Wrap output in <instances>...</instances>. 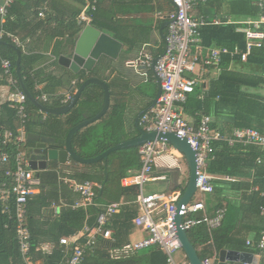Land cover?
<instances>
[{
  "label": "trees",
  "instance_id": "1",
  "mask_svg": "<svg viewBox=\"0 0 264 264\" xmlns=\"http://www.w3.org/2000/svg\"><path fill=\"white\" fill-rule=\"evenodd\" d=\"M43 1H30L32 4L26 7L28 9L16 15L12 7L5 22L0 25V31L4 32V37L1 41L6 44H11L10 39L6 37V34H11L18 37L21 43L24 44L25 51L27 50L26 53L21 51V77L28 92L36 99L41 97V93L34 89L36 85L45 84L42 92L49 94L55 91V85L61 87L62 80H56L54 76L46 75L43 69L37 70L38 63L44 57L40 54L30 53L34 49L30 48V42L35 37L32 36L41 30V34L39 33L40 36L36 41L43 38L45 46L41 48L42 50L46 49L49 41L51 42L56 37H59L63 42L57 41L55 47H62V50L54 52V54L57 57L60 55L67 57L72 54L76 39L83 29V25L77 24V17L80 11L74 13L68 20L55 19L54 22L56 21V25L54 27H51L49 23L53 19L50 17L52 19L47 18L43 22L39 20L32 28H29L38 17ZM74 1L84 7L87 0ZM90 1L93 2V0ZM257 1L240 0L237 6L240 8L242 15L256 19L259 16V9L256 5ZM15 4L19 5L17 0ZM94 6L95 10L89 12L93 27L109 34L124 45L133 44V39L128 36L123 37L119 34L123 32L128 35V32L127 29L120 26V20L116 19V14L111 13L113 7L106 14L102 12L103 10L100 8L99 3L94 4ZM196 10L193 11L191 16H195L194 13ZM242 28L236 25L206 26L201 30L200 47L207 49L212 46L227 48L238 46L244 50L245 36L240 31ZM30 29H33L30 40L27 37H19L21 33H24L23 31ZM162 52L163 49L161 48L159 53L162 54ZM0 55L11 62L12 74L15 78L16 53L7 46H0ZM228 65L229 58L224 57L220 64V73L217 79L209 82V88L204 94L203 99H199L202 89V86H199L183 106V114L195 116L196 113L202 112L205 115L212 116L214 122L225 124L224 126H226L228 131L232 128H252L264 132V96L259 92L264 89V79L262 76L264 73V45L261 48H254L246 64H244L245 67L254 69L250 73L245 74L239 71L228 70ZM112 70L113 62L103 57L90 73L91 77H97L108 83L109 89H112V91H110V107L107 113L98 122L79 130L72 139V148L80 158H95L108 149L132 139L131 134L127 133L124 125L126 101L124 93L122 92L123 88L121 87L120 91L115 93L113 88H117L115 85H117L118 79L111 78L110 73L106 74ZM208 70L211 69L209 68ZM100 71H104L105 73H101ZM1 73L0 70V85L6 82ZM76 78L77 84L75 85L77 86L81 81L87 79L83 73L76 75ZM73 79L74 77L71 76L65 77V81L68 84H71L74 81ZM48 84L49 89L51 90L52 88L51 91L47 87ZM17 87L20 89L18 83ZM155 93L153 92L148 106L151 105L152 99L156 95ZM52 101L54 100L50 99L48 102L41 101V103L53 108L60 106L63 100L58 99V102L51 103ZM103 102L104 92L102 87L92 84L84 90L79 104L67 115H45V120H41L43 115L35 117L33 112H37V109L27 100L26 109L31 116L25 125L26 133L28 131L30 133L34 132L30 130L35 125L38 129L35 132L38 135L54 138L56 142L61 144L69 130L85 120L83 116L84 108H91L95 103L100 105ZM9 108L8 104L1 107L0 149L2 148L4 131L9 129L15 132L18 126H16V123H18L16 112L14 109L11 110ZM97 113H94L92 117L96 116ZM212 127L221 130L223 133L226 132L224 131V127L220 128L217 124L213 125L212 123ZM138 135L139 129H137L135 136L137 137ZM214 146L216 151L206 166L208 174L214 176H229L236 179L252 177L251 183L249 181L220 183L221 185L228 186V191L231 193L240 195V201L238 200V202L233 203L231 200H226L227 211L222 223L220 227L211 231L215 254L219 255V252L222 250L259 254L261 255L260 264H264V252H259L254 248L250 249L247 246V241L244 242V240L237 238L238 220L242 221L245 218L254 219L255 217H260L264 220V214L261 213V209L264 208V149L239 144L228 147L225 143H218ZM33 147L34 143L29 142L26 138V141L22 144V148L24 152H27L29 158ZM10 150H12L11 153L15 152L13 146L10 147ZM138 151L139 148L121 149L110 154L108 158L101 162L90 165H79L70 162V165L59 169L58 173L53 170L56 164H52L49 172L39 175L42 194L32 197L28 202V226L32 237L31 253L32 259L35 262L41 260V264H61L60 238L71 237L80 232L85 226L83 222L85 215L83 210L71 211L70 209H65L60 212L59 216H55V212L52 215V211L49 210L52 204L58 206L59 201L64 198V195L69 198L75 196L69 189L70 185L69 187L65 186L64 181L67 179L79 183L90 182L95 184V204L107 203L108 205L111 203H119L122 200V202H133L137 198L138 188L136 186H130L129 188L123 187L121 181L127 177L128 171L141 169ZM57 174H60L63 178L64 181H61L62 183L59 181L60 178H58ZM222 187L215 188V195L211 201L213 203L211 204L213 206L210 208L211 211H215L221 207V201L225 198V190ZM252 187H257V192H249V189ZM218 197L220 200L217 199ZM234 201L237 200L234 199ZM136 206V204L122 206L119 214L114 215V219L109 225L114 231V242L99 239L97 246L92 251L86 250L81 264H167L166 256L157 247H151L136 253L131 251L125 253L123 251L124 247L132 244L130 242V235L135 230L133 219L137 217ZM87 211L90 214L87 226L92 227L102 211L99 207H92ZM203 212L205 211H200L196 213L197 215H191L189 217L201 220L206 216H213V214L206 215ZM11 224H8L5 215L1 214L0 206V264H12V260L20 257L16 231ZM208 230L207 225L202 222L193 226L188 231V239L194 248L198 249V251L201 248L199 251L201 260L211 259L214 254L213 243L209 244L210 233ZM233 235L237 238L236 240L233 239ZM46 242L53 244L52 252L48 254L41 250V245ZM112 252H118L119 254L112 256Z\"/></svg>",
  "mask_w": 264,
  "mask_h": 264
},
{
  "label": "built area",
  "instance_id": "2",
  "mask_svg": "<svg viewBox=\"0 0 264 264\" xmlns=\"http://www.w3.org/2000/svg\"><path fill=\"white\" fill-rule=\"evenodd\" d=\"M15 1L0 0V25L5 22ZM167 1L174 10L164 16L168 22L165 44L162 54L157 57L159 59L154 68L160 80L161 95L154 107L141 116L139 125L145 132L173 133L186 139L196 152L197 158L195 194L212 195L217 183L237 181L229 176L216 177L206 172L207 163L216 151L214 145L225 143L228 147H233L239 144L264 149V132L254 129H234L231 133L225 134L212 127V117L202 112L195 114V121H187L183 115V106L199 86H202L199 99H203L208 90L206 84L210 80L209 75L220 73V64L224 57L229 58V66H232L235 61L244 64L254 48L263 47L264 0L256 2L259 9V16L256 19L236 23L229 20H209L202 15L191 16L193 11L205 0ZM94 10V2L87 0L81 14L77 17V24L91 25L92 18L89 12ZM38 17L43 18L44 14L39 11ZM231 24L243 27L240 31L245 36V50L241 51L237 46L233 49L200 47L202 28ZM3 37L4 32L0 31V41ZM6 37L10 39L12 45L25 51V46L18 37L11 34H6ZM153 60L152 54L144 48L135 60L126 62L125 65L140 73L147 80L146 72L143 74L142 71L151 70ZM209 68L211 70H208ZM0 70L6 83L17 90V80L12 74L11 62L1 55ZM196 72H198V76L193 78L192 74ZM206 75L207 77H205ZM262 76L264 79V74ZM45 99L43 97V100ZM26 101L27 97L22 91L17 90L11 96L10 103L16 112L19 127L15 132L5 130L3 133L2 148L0 149V206L1 214L5 215L8 224L13 223L11 225L16 231L22 260L20 264H37L32 259L31 253L32 237L28 226V202L38 193L40 181L35 177L36 171L29 167V156L22 148V144L26 141L25 125L31 116L26 109ZM12 146L15 148L14 153H11L12 150H10ZM168 147L169 145L165 142H150L139 147L141 169L134 177L123 180L126 187L136 186L138 188L136 203L140 208V215L133 220V223L145 234L141 240L124 247L123 251L136 253L157 247L166 256L167 264H177L175 256L178 252L183 251L176 237L173 220L176 203L181 197L180 193H143V186L151 180L155 159ZM66 182L81 197L80 202L74 205L75 207L80 205L95 206V184L79 183L73 180ZM120 206L119 203L106 205L92 227L86 226L71 237L60 238L61 264H81L86 250L92 251L97 246L99 239L114 242L112 231L107 228V224L114 215L120 212ZM204 208L205 205L201 199L190 202L181 208L182 226L187 232L202 222L207 225L210 232L220 227L226 213V206L221 205L210 218L206 216L201 220H196L189 217L203 211ZM53 211L55 214L57 213L56 208ZM261 213L264 214V208L261 209ZM247 246L253 247V244L248 241ZM255 248L259 252H264V232L261 233ZM52 249L53 247L50 252ZM44 252L46 251L44 250ZM202 264H218V256L202 260Z\"/></svg>",
  "mask_w": 264,
  "mask_h": 264
},
{
  "label": "crops",
  "instance_id": "3",
  "mask_svg": "<svg viewBox=\"0 0 264 264\" xmlns=\"http://www.w3.org/2000/svg\"><path fill=\"white\" fill-rule=\"evenodd\" d=\"M30 1L33 2L34 0H30ZM30 1L29 0H17L19 5L14 4V6H13V9L15 11L14 14L16 15V14H19V13L27 10L28 8H26V7H29L30 4H32ZM239 1L240 0H205L204 3H201L196 8L197 10L194 13V15L195 16H201L202 15L209 20H215V19L229 20L233 23L245 22V21L251 20L252 18H248V17H245L244 15H242L240 8L237 6ZM93 2H94V4L99 3L100 8L103 10L102 12H105L106 14L109 12L110 8L113 7V10H111V13L116 14V19L120 20V24H121L120 26L124 27V29H127V32H128V35H126L123 32H120L119 34L123 37L128 36L131 39H133V44H131V45H124L123 44L119 58L116 61L109 59L110 61L113 62V70L111 72L109 71L106 73V74L110 73L111 78H117L118 79L117 85H115L117 88H113V91L115 93L119 92L121 87L123 88L122 92L124 93V98L126 101V110H125V114H124V125H125V129H126L127 133L131 134V137L133 139L136 137L135 134H136L137 129H138V127L136 126L137 117L139 116L140 113L146 111L151 106V105L148 106V104L150 103L151 96H152L153 92L157 93V84H156V81L154 78V73L152 70H147V71L143 70L142 71L143 74L145 72L147 74L148 78L146 80L143 76H141L140 73L134 71L131 68H128L125 65V63L135 60L144 48L152 54L154 59L157 58L159 56V54H161V53H159V51L161 50V48L164 49L165 42H164L163 36H166L167 26L163 27L162 32H161V27L166 22V19L164 18V16L168 12L172 11V6L170 5V3L167 0H93ZM85 4H84V6H85ZM40 8H41L40 12H42L44 14V17L43 18L37 17L35 22L32 23L29 26V28H32L35 23L39 22V20L43 22V20L45 21L47 18L48 19L53 18L49 23H50L51 27H54L56 25V21L54 22L55 19L56 20H58V19L59 20H68L77 11H80V13H79V15H80L84 7L81 6L80 4L76 3L74 0H44L43 3H41ZM50 17H52V18H50ZM231 25H236V24H231ZM236 26H240V25H236ZM84 27L85 26L83 25V28ZM32 30L33 29L23 31L24 33H21L19 37H21V38L27 37L28 40H30L32 37L35 36L34 38H32V40L30 42V44H31L30 48H34V49L32 52H30V51L29 52L31 54H40V55H42V57H44L43 59L40 60V62L38 61L39 63L37 62L38 63L37 70L43 69V70H45L46 75L47 74L52 75V76H54V78L56 80H59V79L62 80L61 87L55 85L54 86L55 91L52 93H49V94H45L42 92V89H43V87H45V84L36 85L34 89L37 92L41 93V97L39 99H36V98L35 99L39 103H41V101L48 102V100H50V99L54 100L51 102V103H53V102H58V99L59 100L61 99V100H63L62 104L60 106H57V107L64 106L65 104H67L68 102H70L72 100V98H73L74 94L76 93V91L78 90V88L85 81V80L81 81V83L78 86L75 85V84H77L76 75L83 73V75H85L87 77V79L97 78V77H91L90 76V73L94 69L92 71H85V70L80 69L78 74H74L69 69L60 67L57 63L58 57L55 56L54 52L62 50V47H59V48L55 47V43L57 41H61V43L63 42L62 39H60L59 37H56L53 41H51V42L49 41V45L46 47L45 50H42L41 48L45 46L43 38L36 41V39H38V37L41 34V30H39L36 35L34 34L31 37L30 35L32 33ZM35 33H36V31H35ZM78 37H77V39H78ZM77 39H76V41H77ZM75 44H76V42H75ZM212 47H220V46H212ZM212 47H210V48H212ZM233 48H229V49H233ZM73 49H74V47H73ZM239 49L241 51H243L240 47H239ZM40 50H42V51H40ZM26 51H24V52L26 53ZM60 56H64V55H60ZM67 57H72V54L70 56H67ZM244 64H246V63H244ZM244 64L235 61V62H233L232 66L228 65V70L231 69L232 71H239V72H242L245 74L250 73V71L254 70V69L245 67ZM101 73H105V72L102 71ZM69 76L74 77V79H73L74 81H72L71 84H68L67 81H65V77H69ZM209 77H210V80H209V82H210L212 80L217 79L218 74L212 73L211 75H209ZM15 78L17 80V83L19 84V87H20V89L17 87V90L22 91L20 80L17 77L16 67H15ZM209 82H207V84H206L207 88H209ZM141 84H148V87H142ZM47 87L49 89V84ZM17 90L15 88H12L11 86H9L6 82L4 84L0 85V115H2L1 107L3 105L8 104L10 107L9 109H11V110L13 109L12 104L10 103V100H11V96L13 94H15ZM51 90H52V88H51ZM110 91H112V89ZM259 92L261 93L262 96H264V89L260 90ZM132 94H133V96H132ZM81 96H82V94H81ZM81 96H80L77 104L75 105V107L79 104ZM43 97H45L46 99L43 100ZM110 97H111V94H110ZM41 104L44 105L43 103H41ZM103 104H104V102L100 105L98 103H95V105L92 106L91 108H88V107L84 108L83 116L85 117V120L93 118L92 116L94 113H96V112L99 113L103 107ZM151 104H152V102H151ZM109 107H110V104H109ZM109 107H108V110H109ZM53 108H56V107H53ZM33 113H34L35 117L43 115V117H41V120H45V118H44V117H46L45 115H48V114L42 113L38 109H37V112H33ZM68 113H66L64 115H59V116H65ZM183 115L187 121H189V122L195 121L194 115L193 116L187 115V114H183ZM52 116H58V115H52ZM212 119L214 120L213 117H212ZM139 120H138V123H139ZM214 123L217 124L218 127H220V128L224 127L225 128L224 131H226L225 134L231 133L234 129H239V128H232L231 130L228 131L226 126H224L225 124H220V123H216L213 121V125H215ZM92 124H94V123H92ZM92 124H90V125H92ZM90 125H88V126H90ZM16 126H17V128L19 127V122L16 123ZM88 126H86V127H88ZM138 126L140 128L139 124H138ZM243 129H252V128H243ZM6 130H9V129H6ZM254 130H256V129H254ZM30 131H34V132H31L32 134H38V133H36L38 131V129L35 125L32 126V129ZM29 133H30L29 131H28V133H26V138H27V135ZM29 142L33 143L32 141H29ZM34 147H35V143H34ZM181 160H182V162H181ZM71 163H72V161H71ZM68 165H70V163ZM68 165L56 164L55 169H53V170H55V172L58 173L59 169H62L63 167H66ZM50 170L51 169H47L45 171H40V172H35V177L37 179H39V175L41 173L49 172ZM138 172H139L138 169L128 171L127 177H125L123 180L134 177L136 174H138ZM57 175H58V178H60L59 179L60 182L64 181L63 178L60 176V174H57ZM216 177H222V176H216ZM234 179H236V178H234ZM123 180L121 181V185L123 187H126L125 186L126 183L123 182ZM187 180H188V170H187V166H186L184 157L181 154H179L177 151H175L171 146H169L165 152H163L159 157H157L155 159V163L153 166V172L151 175V180L143 186V193H145V194L169 193L170 194V193L176 192V193H180V196H181L184 192L185 187H186ZM236 180L237 181H249L251 183L252 177H250V178H238ZM66 181H67V179L64 181L65 182L64 185L69 187V184ZM220 186H223L222 188L225 190V196H224L225 198L222 197L223 199L221 201V205L224 204V206H226L227 205L226 200H231L233 203L238 202L240 195H236V194L231 193L230 191H228V189H229L228 186L221 185L220 183H217L215 188H218ZM129 187L130 186H127V188H129ZM40 189L38 190V193L35 196L42 194ZM69 189L71 190V192L75 196L74 197L72 196V198L71 197L69 198L68 196L64 195L65 199L62 198L59 201L58 206L52 204L51 209H49V210L52 211V215H53L54 214L53 209L55 210V208H56L57 213L54 214L55 216L56 215L59 216L60 212H62V210H65V209H70L71 211L83 210L84 214H85L83 217L84 218L83 222L85 225L84 228H85L88 225V221L90 219V214H88L87 210H89V208H92V207H96V208L99 207V208H101V211H103V209L106 207L107 203L105 202L106 204H102V203L101 204H95V206H89V205H85V206L83 205L82 206V205H80L78 207H75L74 205L80 202L81 197L79 194L75 193L71 188H69ZM257 190H258L257 187L256 188L252 187L249 189V192H251V191L257 192ZM214 195H215V190H214V193L212 195L206 194V195L200 196L199 194H195L193 199L191 200V202L196 201L198 199H201V201L205 205V208L203 210L205 212H203V213L206 215H209V214L214 215L215 211L214 210L211 211V209H210L213 207L211 205V204H213L211 201H212ZM217 199L220 200L219 197ZM234 199H236L237 201H234ZM122 201L119 202V204H121L120 211H121L122 206H124L126 204H136L137 206L135 207V209L137 211V217L140 215V208H139L138 204L136 203V200L133 202H128V201L122 202ZM226 211H227V208H226ZM118 214H116V215H118ZM195 215H197V214H195ZM207 217H209V216H207ZM113 219H114V216L109 220V222L107 224V228L112 231V237L114 239V231H113V229H111L109 227V225L111 224ZM238 222H239V226H238L237 238L244 240V242L250 241L253 244V247H249V248L250 249L254 248L256 250L255 246L257 245V243L260 240L261 233L264 232V220L261 219L260 217H258V218L255 217L254 219L245 218L242 221L238 220ZM209 233H210L209 234L210 235L209 236V244H211V243H213V239L211 238L212 232L209 231ZM144 236H145V234L142 232V230H140L139 228H137L135 226V230L130 235V242L134 243L138 240H141ZM237 238L233 235L234 240H236ZM52 245L53 244H49V242L43 243V245H41V250L42 251L45 250L46 253L48 254V252L50 253L51 247H53ZM213 249H214V254H213L212 258H214V256L217 255V254H215L214 243H213ZM200 250H201V248H199V251ZM111 251H113V250H111ZM196 251H197V254L199 256L198 249H196ZM239 252H242V251H239ZM246 253H248V252H246ZM249 254H252V253H249ZM116 255H117L116 253L112 252V256H116ZM253 255H254L256 261L259 259V256H261L259 254H253ZM177 258L180 261V263L188 262L184 252L183 253L178 252ZM14 261H16V262H14ZM37 261H38V262H36L37 264L42 263L41 260H37ZM20 263H22L20 257H18L16 260H12V264H20Z\"/></svg>",
  "mask_w": 264,
  "mask_h": 264
},
{
  "label": "water",
  "instance_id": "4",
  "mask_svg": "<svg viewBox=\"0 0 264 264\" xmlns=\"http://www.w3.org/2000/svg\"><path fill=\"white\" fill-rule=\"evenodd\" d=\"M166 26H168V22H165L162 25L161 32L163 27ZM163 37L165 39V36ZM0 46H7L16 53V72L17 77L20 80L21 89L26 95L27 100L44 114L59 116L70 112L77 104L82 92L89 85H99L102 87L104 92V104L101 111L93 118L87 119L70 129L61 144L56 142L54 138L29 133L27 135V140L35 143V147L30 153L29 167L33 171L40 172L49 169L52 164L68 165L71 161L79 165H90L101 162L102 160L108 158L110 154L121 149L139 148L142 145L150 142H165L184 157L188 170L187 184L183 194L176 203V210L174 214L173 223L176 229V237L181 244L182 251L186 256L188 263L202 264V260L198 256L196 249L188 239L187 231L182 226V216L180 214L181 208L191 202L196 192V179L198 170L196 152L192 149L186 139L180 138L173 133L145 132L138 126V120L144 113L154 107L161 95L160 80L154 71L155 64L159 58H155L152 61L151 69L154 73V78L157 84V93L155 98L152 100L151 106L146 111L140 113L137 117L136 126L139 129V135L131 140L125 141L108 149L95 158L83 159L74 152L72 148V139L79 130L99 121L106 114L110 104V90L108 83L98 78H89L81 84L70 102L61 107H46L31 96L22 82L20 69L22 56L21 50L16 46L12 44H6L3 41H0ZM122 47L123 44L117 39L105 32L100 31L92 25H87L83 28L76 41L72 52V57L59 56L57 63L60 67L67 68L74 74H78L80 69L92 71L96 64L103 57L116 61L119 58ZM260 261L261 256H259V259L256 261L253 254L246 252L222 250L218 255V264H260Z\"/></svg>",
  "mask_w": 264,
  "mask_h": 264
},
{
  "label": "rangeland",
  "instance_id": "5",
  "mask_svg": "<svg viewBox=\"0 0 264 264\" xmlns=\"http://www.w3.org/2000/svg\"><path fill=\"white\" fill-rule=\"evenodd\" d=\"M198 76V72H196L195 74H192V77L193 78H195V77H197ZM202 79V78H201ZM142 85V87H148V84H141ZM132 96H133V94H132ZM181 162H182V160H181ZM180 253V252H179ZM183 253V252H182ZM175 261L177 262V264H182V263H180V261L178 260V258H177V255L175 256Z\"/></svg>",
  "mask_w": 264,
  "mask_h": 264
}]
</instances>
